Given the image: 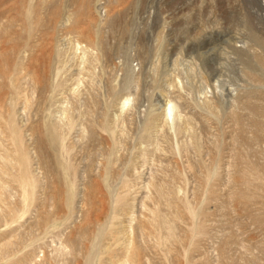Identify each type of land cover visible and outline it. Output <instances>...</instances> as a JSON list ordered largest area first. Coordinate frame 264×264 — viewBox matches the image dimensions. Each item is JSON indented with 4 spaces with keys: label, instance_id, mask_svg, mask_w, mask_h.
<instances>
[{
    "label": "rangeland",
    "instance_id": "rangeland-1",
    "mask_svg": "<svg viewBox=\"0 0 264 264\" xmlns=\"http://www.w3.org/2000/svg\"><path fill=\"white\" fill-rule=\"evenodd\" d=\"M0 264H264V0H0Z\"/></svg>",
    "mask_w": 264,
    "mask_h": 264
}]
</instances>
